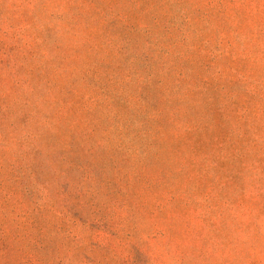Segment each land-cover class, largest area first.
<instances>
[{"label":"rangeland","instance_id":"1","mask_svg":"<svg viewBox=\"0 0 264 264\" xmlns=\"http://www.w3.org/2000/svg\"><path fill=\"white\" fill-rule=\"evenodd\" d=\"M0 264H264V0H0Z\"/></svg>","mask_w":264,"mask_h":264}]
</instances>
